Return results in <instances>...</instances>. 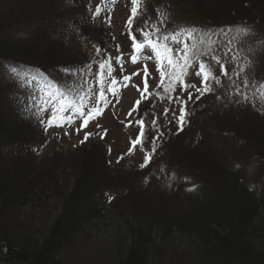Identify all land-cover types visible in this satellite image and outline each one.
I'll use <instances>...</instances> for the list:
<instances>
[{
  "label": "trees",
  "instance_id": "obj_1",
  "mask_svg": "<svg viewBox=\"0 0 264 264\" xmlns=\"http://www.w3.org/2000/svg\"><path fill=\"white\" fill-rule=\"evenodd\" d=\"M88 4L71 0L74 7L66 12L73 14L65 20L56 16L44 29L38 26L42 24L39 17L43 11L48 16L54 0H0V264H65L60 254L71 237L83 230L96 232L112 218L124 228L125 240L113 264H147L148 258L156 264H264V116L245 104L234 109L246 110L255 123L234 116L230 126L216 127L214 136L209 134L213 127L207 119H199L201 112H191L192 124L179 135L182 140L166 145L175 151L171 159L161 166L159 160L166 154L155 150L158 159L139 166L140 187L134 193L127 189L124 195L128 209L108 204L116 189L114 167L90 160L85 145L68 158L51 159L46 154L38 161L52 128L45 120L47 103L55 96L58 101L66 99L73 83L84 80L82 72L88 76L92 71L82 42L74 41V34L80 32L89 44L91 33L100 29L90 19ZM182 5H189V16H194L190 19L198 22L194 24L207 50L219 34L244 29L254 38L252 44L261 41L260 47L264 46V0H182ZM150 9L147 6L134 16L138 19L135 29L139 21L147 20ZM191 20L186 23L192 24ZM58 23L70 30L68 44L59 35ZM210 27L215 29L204 30ZM255 28L263 31L262 36L256 35ZM97 34L102 36V32ZM250 78L258 76L254 73ZM245 123L256 128L243 127ZM208 137L214 138L211 142L222 152L228 145L238 147L243 164L216 160L217 151L203 149ZM189 146H199V150L189 154L186 162L183 148ZM201 159L205 164L200 165ZM251 162L257 164L258 174L250 171ZM197 167L209 170L210 176L202 175ZM144 195L155 201L157 210L140 206ZM176 197L178 206L160 211L162 198ZM53 201H58L55 214L48 206ZM106 202L117 208L108 219L103 214ZM23 209L44 216L23 215L21 222L17 215ZM38 229L43 235H36ZM176 241L179 245L174 248ZM162 244L165 251H161ZM185 246L189 248L186 253Z\"/></svg>",
  "mask_w": 264,
  "mask_h": 264
},
{
  "label": "rangeland",
  "instance_id": "obj_2",
  "mask_svg": "<svg viewBox=\"0 0 264 264\" xmlns=\"http://www.w3.org/2000/svg\"><path fill=\"white\" fill-rule=\"evenodd\" d=\"M138 1L142 2V0ZM144 1V8L148 6L149 9L151 8V11L147 10L146 14L148 18H146V21H143L142 30L134 33L133 27L127 28L126 21L129 14L128 11L135 8V1L106 0L107 4L103 13H100L99 18H96V12L102 11L101 7L104 5V0H90L93 10L91 14L95 15V18H92L93 23L96 24V29H100L91 33L92 38H90L89 44L84 42L87 37L84 34L83 37L80 32L79 34H74V41L82 42L86 55L92 60L91 63H87V67L90 68L89 71L91 67L93 68V72H91L93 74H91L89 79L83 78L84 80L78 82V85H76L77 83H73L71 88L69 85L70 89H68L67 95H72L74 98H67L68 102H66L67 105L65 107H62V104L65 102L56 100L47 101L45 120L50 122L53 127L52 131L47 135L46 150L44 152L41 151L38 155L40 157L38 161L44 157L43 154L45 153L51 154V159L54 156V158H60L64 155L68 158L71 156L69 153L74 155L76 148L85 145L86 151L90 149L88 153L90 160H93L98 165H101L99 164L100 162H104V164L106 162L107 166L114 167L113 175L116 189L111 191V198L108 200L110 203L108 204L110 206L112 204L118 205L117 208L120 207L121 209H128L127 205L129 202H125L127 198L124 196L127 189H130L129 193H134L135 189L140 187V184H138L141 178L139 174H142L139 171L140 167L144 168L148 164L146 161L149 158H153L154 162L158 159V155H153V153L163 142L176 140L171 143L175 146L177 140H180L175 132L173 135L170 133L175 130L177 124L180 122L181 109H183V112H190L191 110L201 112L198 115L199 119L202 117V121L205 118L207 119L208 124L213 127V133L209 134L210 136H214L218 134L214 133L216 127L230 126L234 116L238 117L239 120L245 117V121L255 123L256 118L253 115L249 114L246 110L240 112L238 108L234 109V107L237 104L243 105L241 102L244 101H255L256 95L264 94L262 86L255 88L253 86L254 82L252 85H248V82H246L254 73L258 77H264V46L260 48L257 46L252 47L257 51V56L254 50L247 51L243 47L246 46L248 49H252L248 46V43L254 38L241 37L240 43L237 42V38H220V40L214 43L213 53L210 58L208 56L204 57L202 53L196 56V59L203 56L202 59H204L203 61L206 63L209 71L216 70L217 72L218 70L225 72L218 79H214L215 82L207 90L199 84L194 74L195 67L193 64L189 65L186 71L177 70L178 67H175L165 77L161 75V69L156 68L160 62L159 59L156 58V67H154V62L151 64L146 54L141 53L143 59L138 60L139 55L135 50L140 46L137 47V45L148 44L145 41L153 42L155 39L164 48L166 46L170 48L178 47L177 50H172L173 55L176 54L177 51H180L179 47L183 42L177 36L175 37L173 31L170 30L178 28L187 31L188 26H185V23L188 22L187 20H191L190 18L194 19V16H189L188 12L191 11L189 5H182V0L180 3L179 0ZM70 6L74 7L71 5V0H54V7L51 8V11L47 12L48 16H44V11L40 15L39 18H42L40 19V23L42 24L38 26H45L46 22H52L56 16H60L64 20L67 19L70 16L69 14H73V12H66L67 9H70ZM164 6L166 9L162 10ZM190 22L194 23L193 20ZM57 26L59 31H61L59 35L63 34L61 36L63 42L68 44L70 42V33H68L67 24L58 23ZM43 28L46 29L45 27ZM254 30L256 31V35L260 32L262 36L263 31L261 29L255 28ZM96 32H102V36ZM49 33L51 34L50 30ZM139 33L141 35H137ZM200 38L201 35L199 34L197 39ZM195 39L192 44H188L187 47L183 48V51L188 52L191 50L196 45L197 41ZM258 44H261V41ZM231 48L235 51L238 49L240 53L243 52V55H240L244 58L246 65L243 64L244 62L242 64L235 63V66L231 67V64L238 57V53H230ZM144 50L148 51V47ZM132 56L135 59L134 63H131L134 60L130 59ZM222 62H225V65ZM102 67L106 68V76H111L110 78H114L116 81L113 87H107L110 97L101 99V102H98L97 99V102L92 104V111L94 113L87 106L85 107L86 110H81L83 106L81 108L78 107L82 103L96 100V96L94 95L96 94L95 89L91 93L90 88L103 79L100 78ZM139 69H143L144 71L142 73L138 71L137 73ZM83 76H86V74L82 72L81 78ZM125 80L126 84L123 85L122 83ZM214 97H220L221 101L219 100V102L214 104L213 101H210ZM99 106L103 108L100 114L97 113L100 109ZM71 108L80 109V112L74 116L77 117L76 120L72 123L69 122L68 127H66L67 125L55 126V121L58 122L68 118L65 116V110ZM199 109L201 111H198ZM88 113H93V115L88 116ZM198 117L195 119H198ZM67 120L69 121L70 119ZM240 121L243 122V120ZM243 127L256 128L246 123ZM213 139L210 137L208 139L204 138L203 143L205 145L203 149L217 151L216 160L223 161L224 159H228L234 163L239 162L243 164L239 159L238 147L228 145V148L222 152L220 146L211 142ZM222 144H225V142L220 143V145ZM198 148L199 146L196 148L193 146L183 148V150L187 151L185 152L187 155L182 158L183 161L189 162L187 157L193 151L199 150ZM164 150L167 151L165 154L168 156L162 154L159 160L161 166L165 165L175 152H171L168 147H165ZM103 153H105V157ZM205 162L206 160L201 159L200 165L205 164ZM207 162L210 163L208 160ZM121 170L122 174L120 173ZM197 171L202 175L207 174V176H210L208 174L209 170L205 168L197 167ZM140 197V201H138L141 204L140 206H146L151 210L158 209L155 201L152 199L146 200L145 195ZM175 200H177V197L175 199L162 198L159 201L161 203L158 202L164 205L160 211L166 212L168 205L170 207L178 206V202H175ZM172 201L175 204H172ZM56 204H58V201H53L48 205L50 212L54 214L56 213ZM108 204L107 202L104 204L106 208L103 211L106 219L113 214V211L117 210V208H110ZM37 212L23 209L21 215L17 216L21 222L23 215H29L32 219L44 216L43 212L41 215H38ZM118 224L119 222L112 218L109 222L108 220L104 222L105 227H97L96 232L88 229L87 231L83 230L78 233L77 237H71L61 251V260L65 264H113V257L118 255L119 246L125 242L122 239L124 228ZM117 231H119L120 237L117 236ZM39 233H42L41 230H36V235H43ZM178 245L179 242L176 241L174 248ZM3 247L2 245L1 249ZM161 248V251L167 249L166 245L163 244ZM182 248H184V253L189 249L187 246ZM147 260V264H156V261L153 259L148 258Z\"/></svg>",
  "mask_w": 264,
  "mask_h": 264
},
{
  "label": "snow or ice",
  "instance_id": "obj_3",
  "mask_svg": "<svg viewBox=\"0 0 264 264\" xmlns=\"http://www.w3.org/2000/svg\"><path fill=\"white\" fill-rule=\"evenodd\" d=\"M137 47H139V45H137ZM169 49H170V47H167L166 46V48H165V50L166 51H169ZM171 51H172V49H171ZM205 80L207 81L208 80V77L207 76H205ZM183 109H181V116L179 117V119L182 121L183 120ZM191 190V189H190Z\"/></svg>",
  "mask_w": 264,
  "mask_h": 264
},
{
  "label": "bare ground",
  "instance_id": "obj_4",
  "mask_svg": "<svg viewBox=\"0 0 264 264\" xmlns=\"http://www.w3.org/2000/svg\"><path fill=\"white\" fill-rule=\"evenodd\" d=\"M194 22H197V21H194ZM198 23V22H197Z\"/></svg>",
  "mask_w": 264,
  "mask_h": 264
}]
</instances>
